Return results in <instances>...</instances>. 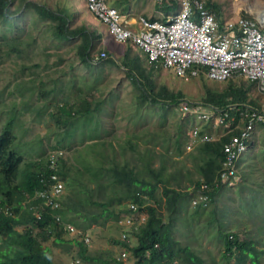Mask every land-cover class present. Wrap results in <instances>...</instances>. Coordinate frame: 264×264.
I'll return each instance as SVG.
<instances>
[{"label": "trees", "instance_id": "16d2710c", "mask_svg": "<svg viewBox=\"0 0 264 264\" xmlns=\"http://www.w3.org/2000/svg\"><path fill=\"white\" fill-rule=\"evenodd\" d=\"M74 1L0 0V21H6L21 9L32 10L39 18L47 21L51 37L59 41L77 40L68 49L75 56V59L69 62V67H73V62L77 61L86 68H91L95 64H107L123 71L138 92L132 99L135 113L143 107H149L148 104L162 103L161 107L167 108L169 105L185 101L184 94L180 90L175 92L164 85H158L156 88L153 83V70L157 68L147 60L146 65L142 60L144 55L128 42L123 44L124 50L120 56L114 57L113 53L104 50L106 57L93 63V56L101 52L97 48V43L102 41V34L97 33L95 28L88 30L84 22L74 26L71 24L76 17V9L69 2L74 3ZM204 6L211 12L217 10L214 3H204ZM162 7L166 10L177 9V4L175 0H169ZM241 15L249 16L245 13ZM25 36L34 37L30 32ZM35 42L36 40H32L30 43L29 39L19 35L12 37L1 35L0 61L9 59L10 56L13 59H28L27 51ZM56 56L58 62L63 60L61 54ZM50 67L47 63L43 66L34 63L27 67L22 62L18 72L11 76V80L7 79L6 85L0 90V207L6 210L0 212V264H56L43 242L52 237L51 235L54 236L55 241H61L68 231L64 223L56 220L54 215L57 211L37 196V192L46 187V180L49 181L48 183L52 182L50 174L53 170L47 165L51 152L44 157L40 152L39 159L35 154L32 159L26 160L27 153L22 151L18 144L14 146L17 139L14 130L19 123L18 113L28 111L40 114V111H47V107H50L48 115L57 128L56 144L52 146L56 152L52 153H56L58 158L53 173L60 177L65 187L59 199L61 209L74 212L83 220L109 219L120 214L124 218L129 217L133 220L135 224L133 227L123 225L122 233L125 234V238L121 236L119 240L113 241L123 249L121 252L126 254V258L130 255L133 264H205L188 245H183L174 237V228L171 227L178 216V205L185 202L190 190L171 186L164 173L165 166L152 169L146 165L144 172L147 175L141 170L130 167L127 162L117 157L112 142L105 141L106 129L99 120L104 109L102 107L104 101L100 95L90 99L93 102L87 100L88 97L101 93V89L97 86L102 80L101 75L95 73L92 79L95 85L93 91L80 94L81 88L78 87V96L70 102L68 99L55 96L61 88L59 90L55 86L58 85L59 80H54L48 74ZM198 78L212 83L210 86L204 84L200 104L201 108L212 111L214 115L198 121L200 124L192 125L191 128V130L195 126L198 128L195 138L197 143L193 141L195 143L193 152L189 154L196 163L198 175V178L191 181L193 185L191 193H194L193 200L200 195L206 196L205 202L193 204L195 217L206 211L208 206L216 203L219 192H224L226 189V183L220 180L224 161L223 146L238 132L235 126L242 124L239 112L261 107L258 100L249 94L252 88L257 89L254 81L243 77H231L218 82L208 80L202 72ZM219 84H223V87ZM7 94L8 96H5ZM50 99L53 100L52 103ZM77 100L85 103L84 109L75 110ZM230 107L239 110L229 111L234 117L232 130L213 138L209 127L211 121H214L219 112L229 110ZM256 127H264V125L260 124ZM204 137L206 139L201 140ZM75 138L80 144L75 145L73 155L68 157L66 162L64 157L59 156V152L63 153V149L68 150L72 146L69 142ZM83 147L89 150L82 153V150L77 149ZM109 147L113 149L112 152L108 150ZM258 153L260 154L259 151ZM241 168L238 162V171ZM238 174L242 175V171ZM201 185H206V188L202 189ZM259 186L260 183L256 188L250 185L243 191L245 195L256 194ZM159 187H161L160 193L157 192ZM258 190L260 192L261 189ZM232 199L235 202V196ZM231 201L230 204H234L232 209H235L237 204ZM121 202H125V206L116 214L112 204ZM128 204H133L136 209L129 208ZM141 216L145 218L143 222H139ZM249 219L251 221V218ZM215 222L218 226L217 232L222 239L224 258H232L238 264H247V262L260 264L263 248L257 246L253 236L259 237L258 231H261V228L258 225H264L263 221L256 225L254 235L245 231L242 222H240L241 233L223 230L224 219ZM130 237L134 240L132 244L129 241ZM75 243L78 246V256L83 262L123 264L120 257L108 255L107 258L102 259L99 255L88 254L87 245L83 240Z\"/></svg>", "mask_w": 264, "mask_h": 264}, {"label": "rangeland", "instance_id": "374dc122", "mask_svg": "<svg viewBox=\"0 0 264 264\" xmlns=\"http://www.w3.org/2000/svg\"><path fill=\"white\" fill-rule=\"evenodd\" d=\"M203 2L214 3L217 10L213 13L220 19L234 18L243 13L254 17L264 16V0H203ZM69 4L74 5L76 9V17L71 23L73 26L79 22H84L88 30L95 28L97 33L104 34L101 31L100 23L86 10L83 0H75L74 3L69 2ZM29 32L35 38L26 37L25 35ZM1 35L8 37L19 35L22 38L29 39L30 43H32V40H36V42L31 44L30 50L27 51L28 59H13L10 56L9 59L0 61V90L6 85V80H11V76L18 72L17 70L22 62L27 67L32 66L34 63H39L42 66L47 63L48 66H51L50 70L47 71L48 74L54 80H59L58 85L55 86L59 90L61 88V91L55 96L72 102L78 96V87L81 88L80 94L82 92L88 94L93 91L95 85H93L92 79H94L95 73H99L102 80L97 86L101 89H99L101 93H96L94 97H88L87 100L90 101V99L99 95L103 99L102 107L104 109L99 120L106 129L104 133L105 141L112 142L117 157L127 162L130 167L142 172H144L146 165H149L152 169L165 166L164 173L168 177V183L171 186L190 190L185 202L181 200L183 204L178 205V216L173 221V225L171 224V227L174 228V237L183 245H188L204 260L205 264H238L232 258L223 257L222 239L217 232L218 226L215 221L224 219L225 226L223 230L239 233L242 231L240 223L242 222L245 231L251 235L255 234L256 225L262 221L264 223V162H262L264 161V127H256L251 136L248 151L243 155V158L246 159L249 152L247 165L238 171H242V175L238 174V178L233 182V185L226 184L224 192H219L216 203L208 206L206 211L195 217L191 201L194 195V193H191L193 187L191 181L198 178V175L195 167L196 163L189 154L193 152L195 144L193 141L195 140L197 143V140L191 128L192 125L200 124L196 112L211 114L210 110L201 108L200 104V99L204 93V84L210 86L211 81L202 80L198 77L184 81L176 77L169 69L163 67L154 69L153 83L156 88L158 85H164L175 92L180 90L184 94L183 100L185 101L169 105L167 108H162V103L157 105L148 104L149 107H143L142 110L135 113L133 110L135 105L132 104V99L138 92L129 79L125 77L123 71L107 64H95L91 68H86L77 61L73 62V67H69V62L75 59V56L68 49L77 40L59 41L51 37L47 21L39 18L32 10L21 9L6 21H0ZM102 44L103 37L102 41L97 43V48L113 53L114 57L120 56L124 50L123 45L116 44L113 41L107 30H105L104 46ZM132 49L136 50L134 47ZM57 54L62 55V61L58 62ZM142 60L146 63L145 57L142 56ZM219 86L223 87V84H219ZM249 94L257 99L261 106L264 105V93H260L254 87ZM5 96H8V94ZM50 102L52 103L53 100L50 99ZM76 103L75 110L84 109L85 103L81 100H77ZM184 103L187 106L186 110L181 109ZM37 106L40 107V105ZM46 110L45 112L40 111V114L28 111L18 113L17 122L19 121V123H17L14 130L17 137L14 146L18 144L21 150L27 153L25 154L26 160L32 159L35 154L39 159L40 155L38 153L40 152L42 157L47 153L56 152L52 149V146L56 144L57 128L48 115L50 107H47ZM209 127L213 138L219 137L225 132V129L218 126L213 120ZM76 140L77 138L69 142L72 146L68 150L63 149V153L59 152V156L64 157L63 159L66 162H68V157L70 158L73 155L75 145L80 144ZM189 144L191 147L187 148ZM77 149L82 150V153L89 150L86 147ZM108 150L113 151L110 147ZM260 164L263 169H260ZM144 174L147 175L145 172ZM258 183H260V186L257 188L256 194L245 195L243 190L248 189L250 185L256 188ZM258 189H261L260 192ZM160 191L161 187L158 188L157 192L160 193ZM233 196H235L234 201L237 204L235 209H232L234 204L229 202L232 200L231 203H234ZM124 206L125 202L112 204L116 214ZM211 211L213 212L211 213ZM162 212L165 213L164 210ZM60 215L65 228L69 226L74 231H67L61 241H55L54 236L51 235L52 237L43 242L52 254L54 263L71 264L79 260L78 264H97L80 260L78 246L75 241L82 240L87 245V253L90 255H99L102 259L107 258L108 255L116 258L120 257L123 249L113 241L121 238L124 227L122 224L123 215L120 214L118 217L109 219L83 220L78 214L63 209L60 211ZM249 218H251V221ZM258 226H260L261 231H264L263 224ZM247 229L252 230L248 231ZM34 233L36 234V232ZM82 235L87 237L88 240L85 241L81 238ZM253 237L257 246L263 248L259 262L264 264V235L261 237L254 235ZM129 241L131 244L134 242L132 237ZM121 260H123V264H133L130 255Z\"/></svg>", "mask_w": 264, "mask_h": 264}, {"label": "built area", "instance_id": "2783aa9c", "mask_svg": "<svg viewBox=\"0 0 264 264\" xmlns=\"http://www.w3.org/2000/svg\"><path fill=\"white\" fill-rule=\"evenodd\" d=\"M86 10L111 35L114 42L130 43L137 48L147 62L155 68L163 67L181 80L188 81L199 76L200 72L208 80L224 81L231 77H243L254 81L257 90L264 93V16H237L220 19L213 12L206 9L203 0H175L177 9L174 14L164 21L139 17V29L133 30L120 21L117 10L108 5L107 0H83ZM162 6L169 0H155ZM106 57L101 51L93 56V63ZM186 110L185 103L182 108ZM239 111L236 107L223 110L215 116V123L226 132L232 130L234 117L229 111ZM242 124L235 126L238 132L224 144V161L220 171V180L227 185H233L238 178V162L240 157L248 151L251 136L257 125H264V105L259 109L250 108L239 112ZM198 121L214 115L199 114ZM197 126L193 128V135L197 137ZM206 139L201 138V140ZM208 139V138H207ZM191 145H187L190 148ZM57 154L52 153L48 158L50 170L56 169ZM50 174L51 183L46 180V187L37 192L43 202L56 211L59 208V198L64 185L60 177ZM206 188V185H201ZM206 196L200 195L192 204L205 202ZM129 208L136 209L133 204ZM1 210V209H0ZM57 220L60 216L55 214ZM141 216L139 222H143ZM123 225L134 226L129 217L123 219ZM74 231L72 227H67ZM125 238V234H121ZM85 241L87 237L81 236ZM121 259L126 258L124 252ZM78 260L71 264H78Z\"/></svg>", "mask_w": 264, "mask_h": 264}, {"label": "crops", "instance_id": "0c3cea01", "mask_svg": "<svg viewBox=\"0 0 264 264\" xmlns=\"http://www.w3.org/2000/svg\"><path fill=\"white\" fill-rule=\"evenodd\" d=\"M107 3L109 6L117 10L119 17H120V21L125 23L127 26H129L133 30L139 29V24L137 21H138V18L141 16L149 18V19H154V20H165L168 16L174 14L176 11V9L166 10V8L158 5L155 2V0H107ZM100 27L102 29L101 31L104 32V34H102V37H103L102 45L104 46V38H105L106 29L101 24H100ZM116 44H119V43H116ZM119 45H123V44H119ZM105 49L107 48L105 47ZM101 51H104V50H101ZM248 155H249V152H248ZM247 157L246 159H244L242 156V158L239 161V168L240 167L244 168L245 165H247V162H246ZM261 168L262 166L260 164V169ZM258 235L259 237H261L262 235H264V231H258Z\"/></svg>", "mask_w": 264, "mask_h": 264}, {"label": "clouds", "instance_id": "9594fccd", "mask_svg": "<svg viewBox=\"0 0 264 264\" xmlns=\"http://www.w3.org/2000/svg\"><path fill=\"white\" fill-rule=\"evenodd\" d=\"M63 185H64V184H63ZM64 190H65V187H64ZM63 193H64V192H63ZM63 193H62V194H63ZM60 197H61V196H60ZM59 199H60V198H59ZM59 206H60V205H59ZM0 209H1L0 212H1V211H4V212L6 211V210H4V209L1 208V207H0ZM61 210H62V209L59 207L58 210H57V212L55 213V214H58V215L60 216V220H57V219H56V220L59 221V222H62V221H61V215H60V211H61ZM54 216H55V215H54ZM55 218H56V217H55ZM66 227H67V226H66ZM66 229H67V228H66ZM67 230L69 231V229H67ZM80 237H81V236H80ZM81 238H82V237H81ZM78 262H79V260H78Z\"/></svg>", "mask_w": 264, "mask_h": 264}]
</instances>
